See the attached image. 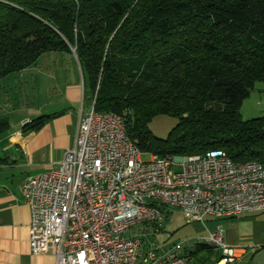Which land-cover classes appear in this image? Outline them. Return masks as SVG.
Returning <instances> with one entry per match:
<instances>
[{
  "label": "trees",
  "instance_id": "obj_1",
  "mask_svg": "<svg viewBox=\"0 0 264 264\" xmlns=\"http://www.w3.org/2000/svg\"><path fill=\"white\" fill-rule=\"evenodd\" d=\"M51 53L79 64L95 110L125 116L143 152L264 163V116L240 110L264 81V0H0V80ZM163 114L179 120L167 138L148 126ZM201 254L220 258L205 243L185 253Z\"/></svg>",
  "mask_w": 264,
  "mask_h": 264
},
{
  "label": "built area",
  "instance_id": "obj_2",
  "mask_svg": "<svg viewBox=\"0 0 264 264\" xmlns=\"http://www.w3.org/2000/svg\"><path fill=\"white\" fill-rule=\"evenodd\" d=\"M143 154L125 116L98 112L93 103L63 159L22 186L32 251L52 253L55 264H188L187 250L205 243L220 253L214 264L243 259L220 226L170 248L146 249L144 237L148 229L162 233L175 210L203 225L208 216L264 211V163L237 162L221 149Z\"/></svg>",
  "mask_w": 264,
  "mask_h": 264
},
{
  "label": "crops",
  "instance_id": "obj_3",
  "mask_svg": "<svg viewBox=\"0 0 264 264\" xmlns=\"http://www.w3.org/2000/svg\"><path fill=\"white\" fill-rule=\"evenodd\" d=\"M43 58L56 63L68 57L51 53L41 60ZM69 58L79 72L78 80L66 83L59 90L58 99L49 103L47 109L40 106L30 112L23 118L22 127L10 126L8 131L0 134V264H55L52 253L35 254L31 249V210L23 196L22 186L29 176L49 170L63 159L65 152L75 144L82 116L93 105L85 96L79 64ZM40 62L3 80L11 76L24 79L34 76ZM44 116L48 118L40 129L23 133L24 125ZM172 216L178 222L185 221L178 210L170 218ZM205 225V234L219 226L224 229L226 242L238 248L244 257L235 264L264 262V211L222 218L208 216Z\"/></svg>",
  "mask_w": 264,
  "mask_h": 264
},
{
  "label": "rangeland",
  "instance_id": "obj_4",
  "mask_svg": "<svg viewBox=\"0 0 264 264\" xmlns=\"http://www.w3.org/2000/svg\"><path fill=\"white\" fill-rule=\"evenodd\" d=\"M67 60L49 62L43 58L34 76L25 79L11 76L0 81V118L9 120L12 128L22 127V120L37 108L44 107L56 101L59 90L67 83L76 82L79 72L73 61L67 55ZM54 62V63H53ZM47 109V108H46ZM240 110L244 119L264 116V81L258 80L253 91L243 100ZM28 120V119H26ZM178 118L163 114L154 117L148 124L149 129L160 138H167L178 124ZM156 155V154H155ZM149 154H143V159H149ZM206 228L200 222H178L175 216L169 218L164 226V231L155 235L148 229L144 237L146 249L152 247L170 248L175 244L185 243L191 239L205 237ZM140 226L131 234H139ZM216 255L207 258L205 254L191 256L189 264H214ZM259 264H264L259 263Z\"/></svg>",
  "mask_w": 264,
  "mask_h": 264
}]
</instances>
